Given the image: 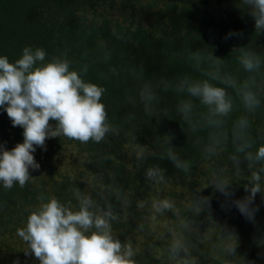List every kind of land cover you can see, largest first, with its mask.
Segmentation results:
<instances>
[{
	"label": "trees",
	"instance_id": "16d2710c",
	"mask_svg": "<svg viewBox=\"0 0 264 264\" xmlns=\"http://www.w3.org/2000/svg\"><path fill=\"white\" fill-rule=\"evenodd\" d=\"M239 6V0H0V56L14 63L25 47H32L46 51L44 63L53 57L68 59L86 82L105 89L101 103L108 123L118 130L100 143L48 139L47 150L37 148L34 153L40 168L31 171L25 186L0 185V264L17 260L38 264L25 256L28 246L17 229L26 225L31 210L50 198L78 210L77 190L91 196L97 209L111 203L117 216L111 221L112 235L131 244L134 264H264V245L259 243L264 240L261 194L255 200L259 211L252 223L235 207L222 208L226 198L212 185L213 179L226 180L235 190L233 199L242 198L251 173L264 166L249 168L230 135L234 122L246 116L250 150L255 152L264 143V66L250 74L238 62L241 49L264 60V33L255 32L254 20ZM230 31H242L244 36L225 40ZM190 50L214 54L221 58L224 72L239 81L255 75L260 85L262 106L254 113L247 112L234 90L227 89L234 108L222 131L229 138L215 155L206 156L203 149L216 130L192 132L177 111L178 104L191 98L177 93L174 86L185 78H205L194 71ZM163 80L173 87L163 90ZM146 83L156 90L151 114L140 97ZM193 103L197 117L206 111L199 101ZM22 133L0 111V142L10 150L23 142ZM169 148L189 163V172L167 159ZM234 155L239 166L232 160ZM61 157L69 167L57 173L52 167ZM150 167L162 170L159 183L146 180ZM261 177L264 188V173ZM201 198L208 199L210 206L200 204ZM163 199L171 201L174 209L154 213L153 201ZM140 202L144 207L138 206ZM152 220L164 221L161 229L152 227ZM175 241L183 250L172 258L168 250ZM229 244L235 252L227 250Z\"/></svg>",
	"mask_w": 264,
	"mask_h": 264
},
{
	"label": "clouds",
	"instance_id": "9594fccd",
	"mask_svg": "<svg viewBox=\"0 0 264 264\" xmlns=\"http://www.w3.org/2000/svg\"><path fill=\"white\" fill-rule=\"evenodd\" d=\"M239 4L238 9L254 20L255 32L264 33V0H239ZM243 36L242 31H230L224 39H242ZM46 55L43 48L25 47L22 56L14 63L9 62L6 56H0V111L7 113L13 127L23 129V142L12 149L6 147V142H0V185L5 189H11L15 184L25 186L31 171L39 170L40 164L34 153L37 148L46 151L48 139L67 138L83 144L90 141L100 143L109 133L118 131L108 123L105 105L101 103L105 89L86 82L77 70L71 68L66 58L53 57L44 63ZM189 59L194 61V71L205 78H185L174 86L177 93L191 98L178 104L177 111L192 132L216 130L203 149L206 156L215 155L229 138V134L222 131L226 118L234 108L227 89L234 90L243 108L254 113L262 106L261 93L257 91L260 85L255 75L239 81L224 72L221 58L214 54L190 50ZM238 62L250 74L259 73L264 66V60L259 55L244 49H241ZM86 71V68L83 69V72ZM161 86L165 91L173 87L167 80H163ZM140 97L146 113L151 114L156 90L146 83ZM193 100L199 101L206 109L199 117L196 116ZM249 128V119L241 116L234 122L230 135L236 153H244V159L252 168L254 164L264 165V143L255 152L251 151L252 143L246 134ZM261 138L264 139V135ZM165 143L170 141L166 139ZM166 157L175 168L190 171L189 163L171 148L167 150ZM142 158L140 154L138 159ZM232 160L239 166L237 156L234 155ZM261 173H264V166L251 173L249 182L244 186L246 195L239 199H233L235 190L228 181L213 179L214 190L226 198L221 207L226 211L235 207L246 220L255 223L259 211V206L255 204L257 194L264 199ZM145 178L159 183L163 172L158 167H150L145 172ZM75 196L79 202L78 210L50 198L30 211L26 225L17 229V235L28 246L25 256L34 257L38 264H134L135 252L131 244L123 243L112 235L111 221L117 216L111 203L97 209L91 196L79 190ZM116 197L119 199V192ZM199 203L210 206L211 202L201 198ZM138 206L144 207L143 202ZM174 207L168 199L152 203L153 212L159 214ZM259 243L264 245V240ZM182 250L183 245L175 241L168 251L172 258H176ZM227 250L235 252V247L229 244ZM14 264H19V261Z\"/></svg>",
	"mask_w": 264,
	"mask_h": 264
},
{
	"label": "rangeland",
	"instance_id": "374dc122",
	"mask_svg": "<svg viewBox=\"0 0 264 264\" xmlns=\"http://www.w3.org/2000/svg\"><path fill=\"white\" fill-rule=\"evenodd\" d=\"M118 14H119V13L117 12V16H118ZM61 158H62V159H60L61 162H57V163H55V166L52 167L53 170H54L55 172H57V173H59L58 170H59V171H65V170L68 169V167H69V162H68V161H65L64 157H61ZM162 223L164 224V221H162V220H160V221H158V220H152V221H150V225L153 227V224H156V226H158V227H157L158 230L161 229L160 226L163 225ZM160 232H161V231H160Z\"/></svg>",
	"mask_w": 264,
	"mask_h": 264
}]
</instances>
